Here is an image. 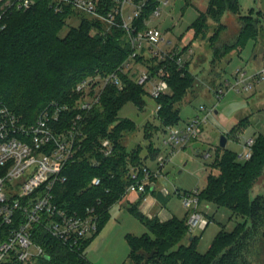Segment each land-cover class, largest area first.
<instances>
[{"label":"trees","instance_id":"trees-1","mask_svg":"<svg viewBox=\"0 0 264 264\" xmlns=\"http://www.w3.org/2000/svg\"><path fill=\"white\" fill-rule=\"evenodd\" d=\"M110 6V0H101ZM152 0L151 6H157ZM239 16L241 28L231 43L221 44L222 33L227 26L222 23L225 14ZM74 11L55 13L47 0H37L26 12H14L6 20V28L0 30V108L5 107L26 124H34L41 113L51 105L69 106L62 115L60 127H68L78 111L74 107L80 99L77 85L85 78L100 73L114 72L132 54L126 33L119 29L107 31L92 19L83 20L78 27L67 28V20ZM261 12L250 10L241 16L240 0H209L206 11L201 12L191 26L195 40L205 37L208 21L219 25L211 38L214 58L229 55L234 50H243L251 40H257ZM259 16V17H258ZM105 32L92 35V30ZM189 46L181 50L186 53ZM137 61L147 66L154 74L164 69L169 74L170 92L156 100L161 109L156 112L160 125L145 126L144 141H149L148 151L152 158L159 155L152 138L159 131L166 132L181 121L177 107L194 87L195 78L190 74V62L185 69L171 61H156L147 55ZM124 89L108 87L102 96L101 105L95 108L84 121L85 137L74 162L68 163L63 174L67 181L55 188L56 202L61 207L83 215L87 208H95L99 216L97 234L87 240L81 252H73L50 237L40 228L35 229V239L45 256L38 264H92L85 251L102 231L110 218V211L126 195L132 184L131 171L146 165L139 144L129 150L124 143L126 134L135 133L137 124L128 118H120V111L128 103L139 110L147 107V90L136 84L134 75L122 76ZM58 124V125H59ZM250 125L249 118L237 123L226 135L227 139L243 134ZM152 130V132H151ZM110 139L114 151L105 157L100 142ZM97 162V167L93 166ZM206 186L200 192V204L206 202L217 207L228 208L244 221L233 231L221 230L210 249L201 254L197 250L198 237L192 236L185 220L176 217L168 221L149 218L135 205L130 212L148 229L150 234L135 236L128 234L131 264H262L264 261V195L251 198L253 189L264 177V135L254 139L250 160H238V154L221 148L211 165ZM213 170H218L215 174ZM99 178L101 184L93 186L92 180ZM150 193V188L147 190ZM140 195V203L149 193ZM154 193L162 202V196ZM137 203V204H138ZM190 238H193L190 241Z\"/></svg>","mask_w":264,"mask_h":264},{"label":"built area","instance_id":"built-area-1","mask_svg":"<svg viewBox=\"0 0 264 264\" xmlns=\"http://www.w3.org/2000/svg\"><path fill=\"white\" fill-rule=\"evenodd\" d=\"M37 0H0V30L6 28L8 16L14 12H26L32 9ZM55 13L68 10L100 23L111 31L119 29L126 33L133 50L129 58L114 72L85 78L76 87L80 99L74 110L78 111L68 127H60L62 115L69 106L51 105L44 110L36 123L26 124L7 108H0V264H38L45 256L43 247L36 242L35 229L40 228L50 237L73 252H81L84 243L94 237L99 228V216L95 208H87L83 215L61 207L56 202L55 188L65 184L63 174L66 166L74 162L81 142L85 137L84 121L95 108L101 105L102 96L108 87L119 91L124 89L122 76L134 75L136 84L144 87L154 101L170 92L169 74L164 69L152 73L150 69L137 61L147 55L156 61H171L180 69H185L181 49L167 39L158 27L151 25V18L161 16L162 8L169 0H158L152 7V0H110V6L101 0H47ZM96 27L92 35L100 33ZM102 34L103 30L101 31ZM189 53L193 51L188 49ZM237 70L233 82L224 81L215 90L219 101L231 91L241 86L243 91H251L255 83L264 81V68L253 75ZM161 106H156V112ZM209 115L197 117L179 130L168 128L163 144L176 152L177 145L186 146L202 134ZM59 124V125H58ZM254 140L246 142V150L240 156L250 160ZM100 150L105 157L114 151L113 142L103 139ZM207 158L211 157L207 154ZM158 158V171L148 167L131 171L132 184L127 193L143 194L153 189V180L162 173L168 161ZM99 164L93 162V166ZM99 178L92 180L93 186H99ZM149 193V192H148ZM200 192L183 195V206L187 211L186 226L190 234L204 231L210 220L200 209Z\"/></svg>","mask_w":264,"mask_h":264},{"label":"rangeland","instance_id":"rangeland-1","mask_svg":"<svg viewBox=\"0 0 264 264\" xmlns=\"http://www.w3.org/2000/svg\"><path fill=\"white\" fill-rule=\"evenodd\" d=\"M169 3L162 8L160 17L151 18V25L161 29L165 37L173 41L174 45L180 48L189 46L193 52L187 51L182 57L184 61L190 62V74L195 78L194 87L177 106L181 111V121L172 129H182L193 119L209 115L207 124L204 125L198 139L186 146L177 145L173 155L172 149L163 144L166 132L155 133L152 142L160 153L154 159L148 151L150 142L144 141L143 138L146 135L145 126L148 123L160 125L155 118L156 102L150 96L147 97V107L143 111L133 103H128L120 111L119 117L131 119L137 124V132L126 134L124 143L129 150L139 144L142 146V158L146 160L144 167L157 172L159 169L157 159L161 157L166 159L168 156L169 159L162 173L157 177L160 188L163 186L168 196L161 193H158V196H162L165 201L168 200L165 210L176 218L185 220L187 216L182 197L196 190L199 192L204 190L207 177L212 171L211 165L217 157L221 137L228 135L237 123L249 118L250 125L245 132L238 137L229 138L226 147L227 150L237 153L238 160L242 161L240 156L246 150V142L250 139L254 140L260 134L264 135V82L250 92L244 91L237 94V91H231L221 101L215 95V90L224 81L233 82L237 70L253 73L264 66V0H240L241 16L248 15L252 9L256 13H263L261 17L258 16L262 26L258 39L249 41L241 51L234 50L227 56L217 58H214V45L211 38L219 25L208 21L205 37L197 40H195V31L191 29L199 14L206 11L209 0H169ZM86 19L90 18L83 14L72 15L67 20L68 26L64 29L62 36L66 35L71 27H78ZM222 23L227 28L222 33L220 42L221 44L231 43L241 28L239 16L227 13ZM167 131L170 132V130ZM207 154L211 157L207 158ZM213 172L218 174V170ZM258 195H264V177L253 189L251 198L254 199ZM134 197V193H129L128 197H124L111 209L109 220L85 251V257L92 264H131L128 258L130 249L125 235L150 234L148 229L130 212V208L134 206L130 204ZM141 202L135 205L137 209ZM199 209L210 219L206 230L192 234L198 237L197 250L201 254H205L210 249L221 230L231 232L237 224L244 221L225 207L202 202ZM153 218L162 221L159 217H151Z\"/></svg>","mask_w":264,"mask_h":264},{"label":"crops","instance_id":"crops-1","mask_svg":"<svg viewBox=\"0 0 264 264\" xmlns=\"http://www.w3.org/2000/svg\"><path fill=\"white\" fill-rule=\"evenodd\" d=\"M263 68H264V66L259 68V69H257L253 73H247V74L248 75H253L256 72L262 70ZM263 82L264 81H262L261 83H258V84L254 82V87H253V89L251 91H253L254 88H256L258 85L262 84ZM241 92H244L242 90V87L241 86L237 87V94H240ZM245 92H250V91H245ZM158 182H159L158 179L153 182V184H154L153 185V189H151L150 193L142 200L141 204L138 206V210L141 213L145 214L147 217L151 218V217L156 216V217H159L160 219H162V221H168V220L172 219L173 217H175L172 213H170L169 211L165 210L166 202L168 200L164 201V203H162L159 200V198L157 196H155L154 193H152V192H155L156 194L161 193V194H164V195L168 196L166 191H165V189H164V187L161 186L162 188H160V185H159ZM128 194L129 193H127L125 195V198L128 197ZM134 195H135V197H134L133 201H131L130 204L138 205L139 204L138 202L140 200V195L136 194V193H134ZM128 202H130V200ZM205 215H207V214H205ZM186 216H187V211H186ZM207 218H208V216H207ZM127 235L128 234L125 235V240H126V236ZM92 242H91V244H92Z\"/></svg>","mask_w":264,"mask_h":264},{"label":"water","instance_id":"water-1","mask_svg":"<svg viewBox=\"0 0 264 264\" xmlns=\"http://www.w3.org/2000/svg\"><path fill=\"white\" fill-rule=\"evenodd\" d=\"M227 143H228V139H227V137L226 136H222L221 137V140H220V147L221 148H226L227 147ZM193 240V238H190V241H192Z\"/></svg>","mask_w":264,"mask_h":264}]
</instances>
